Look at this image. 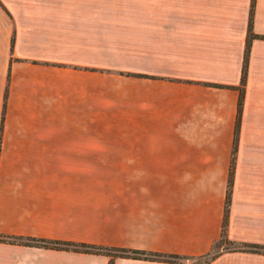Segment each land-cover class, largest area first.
Listing matches in <instances>:
<instances>
[{
    "label": "crops",
    "instance_id": "crops-1",
    "mask_svg": "<svg viewBox=\"0 0 264 264\" xmlns=\"http://www.w3.org/2000/svg\"><path fill=\"white\" fill-rule=\"evenodd\" d=\"M240 94L225 237L264 247V0H0V237L196 264L220 238ZM109 259L0 241V264Z\"/></svg>",
    "mask_w": 264,
    "mask_h": 264
},
{
    "label": "trees",
    "instance_id": "trees-1",
    "mask_svg": "<svg viewBox=\"0 0 264 264\" xmlns=\"http://www.w3.org/2000/svg\"><path fill=\"white\" fill-rule=\"evenodd\" d=\"M252 38L253 36L250 33V20H248L247 35H246L245 50H244V59H243V65L241 69L240 85L244 84L245 70H246V51H247L249 42ZM242 96L243 95L241 94L238 95V100H237V105H236V117H235V125H234V132H233V145H232L231 159L229 163L228 179H227V186H226V198H225L224 208H223V219H222V225H221L220 238L216 243L212 245V247L210 248V251L206 255L200 257V259H197V260L203 259V262L196 263V264H207L209 261L213 260L216 254L211 255L210 254L211 251L215 247L220 246L222 243L225 246L233 247L231 248L232 251L264 254L263 246L253 245V244L232 243L228 241L225 237L228 196H229V190H230L231 183H232L233 154L235 151V143H236L237 133H238ZM0 241H8V242L24 244V245H36L42 248H52V249H58V250H72V251H81V252H90V253H101L110 258L108 264H111L112 259L115 257L141 259V260H153V261L170 262V263H175L181 260V258L178 256L159 255V254H154V253H149V252H144V251L113 249V248L108 249V248H101V247H94V246H87V245H72V244H62V243H53V242L47 243V242L35 241L31 239L0 237Z\"/></svg>",
    "mask_w": 264,
    "mask_h": 264
},
{
    "label": "rangeland",
    "instance_id": "rangeland-1",
    "mask_svg": "<svg viewBox=\"0 0 264 264\" xmlns=\"http://www.w3.org/2000/svg\"><path fill=\"white\" fill-rule=\"evenodd\" d=\"M230 248H232L231 246H225L223 243L220 245V246H217V247H215L212 251H211V255H214V254H216V253H218L220 250H222V249H230ZM201 262H203V259H201V260H197V261H195V263H201Z\"/></svg>",
    "mask_w": 264,
    "mask_h": 264
}]
</instances>
